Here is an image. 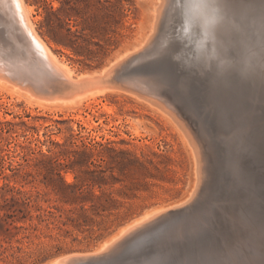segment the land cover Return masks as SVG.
Returning a JSON list of instances; mask_svg holds the SVG:
<instances>
[{
  "label": "rangeland",
  "instance_id": "rangeland-1",
  "mask_svg": "<svg viewBox=\"0 0 264 264\" xmlns=\"http://www.w3.org/2000/svg\"><path fill=\"white\" fill-rule=\"evenodd\" d=\"M101 1L62 12V31L86 39L77 51L52 38L47 14L60 0H25L38 34L76 78L128 52L157 50L124 74L154 76L168 94L180 90L213 153L204 194L192 198L197 161L183 131L135 92L118 88L62 107L0 87V264H60L146 212L189 200L192 210L173 217L176 228L170 216L136 233L110 264H264V0H235L251 16L248 26L233 13L218 17L214 0H202L204 12L179 0L169 20L167 8L156 10L163 0ZM162 39L171 52L158 53Z\"/></svg>",
  "mask_w": 264,
  "mask_h": 264
},
{
  "label": "bare ground",
  "instance_id": "bare-ground-1",
  "mask_svg": "<svg viewBox=\"0 0 264 264\" xmlns=\"http://www.w3.org/2000/svg\"><path fill=\"white\" fill-rule=\"evenodd\" d=\"M178 1L179 0H163V5H161L159 10L158 9L156 10L159 12H162L164 11V8L165 9L167 8L168 15H169L170 11L171 10L174 11V9L176 8L175 4H177ZM194 1H195V4L197 3L199 4L201 8H203V12H204V9H205L203 7L204 2L202 0H194ZM214 1L218 3L217 4L218 6L216 4H213V5H216L220 9L218 10L220 11L219 12L220 14L217 13L218 15H220L218 17L224 18V16H226V19L231 18V16L233 17L232 15L233 13L236 16V20H234V22L237 21L238 19H241L243 24L248 26L245 23L246 22L245 18H247L248 16V14L246 13L247 9L240 8L241 6H239V4L235 2V0H214ZM159 3L160 2H158L157 4L160 5ZM209 5L212 6V4H209ZM217 7L216 9H218ZM159 14H162V13H159ZM173 14L174 12L172 13V15H169L168 20L169 18L171 19L174 16ZM250 17L251 16H248L249 20H250ZM249 20H247L248 21L247 23H249ZM217 21H218V18H217ZM236 30H237L236 32L239 33L238 28ZM186 33H189V32H186ZM233 34H236V33H233ZM240 34L238 35L240 36ZM162 36H166V35H162ZM170 38L167 39V41L169 42L170 40V43H171L173 41V36H171ZM182 38H185V37H182ZM163 42L165 41H163L162 39V47L158 51V53L160 54L170 51V48L169 47L167 48V45L166 44L164 45ZM148 47L145 50H141V49L136 50V51H139L138 53L136 51L135 53L132 52L136 54V55L133 54V56H132V53L128 52L129 54H127L123 58L120 57L121 59H118V57L120 56L119 55L117 56L118 60L112 61L110 64L105 66L102 70L90 72L87 74L82 73L81 75L79 74V77L77 75V78H76L74 77L73 69L66 62H64V60L62 61L60 57H58V55H56L52 51V49L49 47L46 41L38 34L37 30L35 29V25L32 19V10L27 5L25 0H0V87L4 88L13 97H17L19 99H25L30 104H38L41 106L59 105L62 107L74 106L76 104L82 103V101L85 98H92V97H95L99 93L118 90V88H125V89H129L135 92L139 97L144 98L146 101H148L150 105L152 104L151 106L156 107L159 111H161L163 114L169 117L172 122L174 121L178 125V127L183 131L188 141L186 139L185 140L189 142V144L192 146L193 151L195 153L196 161H197V173L196 174L198 176V180L197 181L195 180L197 184L196 186L194 184L195 187L193 188L194 189L193 192L195 194L193 193L192 194L193 196L191 195L193 198L195 195L198 196V194H201L200 187L205 182V179L210 174L209 167L210 165H212V162H213L212 158L210 157L211 155L213 157L211 147H209L210 141L207 139L208 137H203V135H202V139H199L198 137L199 135L197 136L196 131H195L196 128L194 127V125H192L191 119L190 120L188 119L189 118V114H187L188 111L186 112L185 110H183L184 107L181 105L182 102L180 101V98L182 97V95H180L181 92L179 89H177V87H172L170 91L168 90L169 92L168 94V93H165V91H162L163 88L157 85L158 80H155L154 76H139V75H132V74L131 75L124 74V71L126 70H123V68L126 66H130L129 63L132 62V60H135V59L137 60V58H142V57H145V55H149V54H152L153 52H157L156 49H155L156 51H154V49L152 48L149 50ZM129 55L131 56L129 57ZM128 69L129 68L127 67V70ZM119 80H122L123 82L122 81L120 82ZM74 89H76L77 91L74 92ZM67 90L68 91L71 90V92H68ZM60 92H63L65 94L70 93V95L72 93L74 94L76 93V94L72 96H70L69 94L61 95L59 94ZM228 93L229 92H227V94ZM202 194L204 193L202 192ZM197 199L198 198H196V200ZM182 206L183 207H181L180 205H176L175 207H169V208H167L166 206V207H160V208L151 210L149 212H146L143 216H140V218L120 228L117 233L111 236V238L107 239V241L105 240L106 242L105 244H101V246L95 249L93 252L79 253V254H73L71 256L63 257V259L60 261V264H103L108 259L111 260L112 255H115V253L118 250H121L125 245H127V243L131 241V238L136 235V233H140L141 231H144L148 229L149 227L151 228L153 227V225H156L157 223L160 224L164 222L162 220L168 219V218L170 219V216L172 217L174 221V222L172 221L171 224L176 228V225H174L176 224L174 220V218L176 219V214L178 213L184 214L185 212H186L185 214H187V211L189 213L193 208V204H190V200L188 203L182 204ZM196 206L197 205H194V207ZM181 216L183 217V215ZM194 217L196 216L194 215ZM179 218L182 220L185 217L183 218L177 217V219ZM172 219H170V221ZM165 228L163 229L165 230ZM191 228L193 227L191 226ZM152 231H155V230L152 229ZM147 232H144V233H147ZM142 238L144 237L142 236ZM108 248H111V249H108ZM126 250L128 249L126 248ZM110 260H108V262ZM110 263L111 262H109L108 264ZM150 264H159V263L154 261Z\"/></svg>",
  "mask_w": 264,
  "mask_h": 264
},
{
  "label": "trees",
  "instance_id": "trees-1",
  "mask_svg": "<svg viewBox=\"0 0 264 264\" xmlns=\"http://www.w3.org/2000/svg\"><path fill=\"white\" fill-rule=\"evenodd\" d=\"M109 1V0H106ZM61 5L56 9H49L47 14V23L52 26V30L54 32V36L52 38L57 42L65 43L72 48L79 51L77 48L83 41H86L81 30H72V28H68V32L64 33L62 28L64 27L65 22L62 18V12L64 10L80 8L81 6H89L95 5L97 6L99 3H102L101 0H60ZM87 48V47H86ZM89 51H91L90 48Z\"/></svg>",
  "mask_w": 264,
  "mask_h": 264
}]
</instances>
